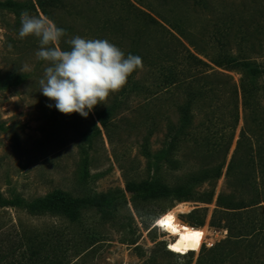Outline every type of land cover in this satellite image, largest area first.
<instances>
[{
	"label": "rangeland",
	"instance_id": "1",
	"mask_svg": "<svg viewBox=\"0 0 264 264\" xmlns=\"http://www.w3.org/2000/svg\"><path fill=\"white\" fill-rule=\"evenodd\" d=\"M10 1L20 6L36 2ZM215 1L217 11L210 20L216 21L217 26L183 5L163 9L157 0H143L153 9L137 6L147 13L152 10L164 13L173 22L184 18L186 31L193 34V41L205 47L211 57L227 52L264 65V0ZM22 11L0 9V264H200L205 253L214 251L228 237L226 229L212 227L210 221L218 196L227 192V166L237 141L243 132H253L243 118L241 105L239 124L220 177L212 186L205 183L195 189L201 196L210 193L209 201L137 197L127 191V186L152 178L155 167L145 153L161 150L169 128H178L180 109L185 103L183 88L163 90L158 85L157 71L148 67L138 69L134 79L145 89L124 97L115 94L124 103L111 128L107 131L98 124V132L92 134L96 111L103 110L108 102L95 106L87 118L78 113L65 115L55 108V102L39 91V79L47 66L35 55L39 41L32 36L19 37ZM30 14L44 15L39 9ZM230 18L234 22L232 41L222 51L218 39L225 31L224 22ZM76 25L81 28L80 23ZM205 26L213 40L202 34ZM164 27L180 38L176 31ZM158 32L163 31L158 28ZM204 39L210 42L209 46ZM248 40L253 42V48ZM171 41L172 47L186 54L176 40ZM199 57L210 66L206 73L219 72L230 77L240 93V71L221 69ZM173 66L174 72H183L180 63ZM15 75L27 76L20 85L9 86ZM258 81L264 87V74ZM229 111L230 105L226 104L221 112L229 118ZM200 118L197 114V120ZM87 134L92 138L90 142L86 141ZM177 156L176 167L158 165L165 184L174 185L194 168ZM84 169L87 178L81 180ZM60 192L72 200H94L108 194L111 198L101 208L79 209L75 217L31 209L33 204ZM169 214L202 233L196 239L195 252L189 241L181 240V233L165 231L158 223ZM151 218H157L156 223H150ZM257 219L261 224V215ZM205 236L208 243L214 242V247L201 248ZM263 239L264 222L256 238L249 239L248 248L253 244L260 246ZM178 241V247L188 250H171L169 245ZM220 264L244 263L227 259ZM248 264H264V249L255 258L248 257Z\"/></svg>",
	"mask_w": 264,
	"mask_h": 264
},
{
	"label": "trees",
	"instance_id": "2",
	"mask_svg": "<svg viewBox=\"0 0 264 264\" xmlns=\"http://www.w3.org/2000/svg\"><path fill=\"white\" fill-rule=\"evenodd\" d=\"M142 1L36 0L20 6L8 0L0 3V9L27 10L29 13L39 9L58 27L66 30V36L60 43L62 49L68 50L70 46L66 41L76 35L83 38L107 39L117 45L125 55L130 53L141 57L143 67L157 71L158 85L163 90L171 87L183 88L185 103L180 109L181 119L178 128L176 130L169 128L167 140L161 150L154 154L148 151L145 153L155 167L152 178L141 184L127 186V191L137 197L209 201L210 193L201 196L195 192V189L205 183L212 186L220 177L231 139L239 124L241 105L243 118L249 123L253 132L249 134L243 132L237 141L227 166V192H222L218 196L217 208L210 221L212 227L226 229L228 237L214 251L205 253L200 264H220L227 259L248 264V257L253 259L260 249H264V239L260 246L253 244L248 248L251 242L249 239L256 238L264 222V213L260 211L264 210L262 206L264 204V103L262 102L264 87L258 81V77L264 74V65L249 59H240L227 52L211 57L205 47L193 41V34L186 31L184 18L173 22L166 14L156 10L150 11L152 14L147 13L137 5L153 8ZM157 1L158 6L163 9L172 5L176 7L183 5L195 14L207 18L211 25H216V21L210 20L215 17L217 11L215 0ZM76 23H80L81 28H78ZM164 25L176 31L180 38L166 30ZM224 27L225 31L223 30L218 39L222 51H225L224 48L232 41L233 19L224 22ZM158 28L163 32H158ZM202 34L213 40L207 26L202 28ZM171 40H176L185 49L186 54L172 47ZM182 40L193 49V52L183 44ZM209 43L206 39L205 45L209 46ZM248 43L253 48V42L248 40ZM199 56L221 69L240 71L242 73L240 93L232 84L230 77L219 72L206 73V69L210 66ZM175 63L183 66L181 74L173 71ZM137 70L128 78L126 86L118 92L122 97L145 89L134 79ZM26 76H13L9 86L20 85ZM118 93L111 94L113 99L108 98L106 107L96 111L97 122L92 127V134L98 132V124L107 131L111 128L114 117L124 103L119 95L115 96ZM226 104L230 105L229 118L221 112ZM197 114L201 115L199 120ZM85 138L88 142L92 139L88 134ZM177 155L193 164L194 168L174 185L165 184L158 172V165L166 163L170 167L178 166ZM81 175V180H86V169ZM110 198L111 194L97 196L94 200H72L68 194L60 192L40 200L38 204H33L31 209L48 210L75 217L79 209L88 206L101 208L103 202ZM258 213L261 215V224H258L257 218L260 216ZM190 245L195 252L196 242Z\"/></svg>",
	"mask_w": 264,
	"mask_h": 264
},
{
	"label": "clouds",
	"instance_id": "3",
	"mask_svg": "<svg viewBox=\"0 0 264 264\" xmlns=\"http://www.w3.org/2000/svg\"><path fill=\"white\" fill-rule=\"evenodd\" d=\"M29 36L39 41L37 59L47 63L39 79V91L65 115L78 113L87 118L95 106L120 92L128 78L143 67L141 57L125 55L107 39L76 35L66 41L70 47L64 50L60 43L66 30L45 15L24 10L20 14L19 37ZM156 219L151 218L150 223H156Z\"/></svg>",
	"mask_w": 264,
	"mask_h": 264
},
{
	"label": "bare ground",
	"instance_id": "4",
	"mask_svg": "<svg viewBox=\"0 0 264 264\" xmlns=\"http://www.w3.org/2000/svg\"><path fill=\"white\" fill-rule=\"evenodd\" d=\"M171 227H175L177 229V233H181V237H187V239H184L185 241H189L191 244L196 242V239H198L195 236H192L191 233L192 232H199L201 233L198 229H194L191 226L187 225L186 223L179 221V220H172L170 222ZM171 227H164L165 231H171ZM185 229H187L188 231H185ZM179 235V236H180ZM200 238V237H199Z\"/></svg>",
	"mask_w": 264,
	"mask_h": 264
},
{
	"label": "snow or ice",
	"instance_id": "5",
	"mask_svg": "<svg viewBox=\"0 0 264 264\" xmlns=\"http://www.w3.org/2000/svg\"><path fill=\"white\" fill-rule=\"evenodd\" d=\"M174 220V217L169 214L168 216L164 217L163 219H161L160 221H158V223L161 225V226H164V227H171L170 225V222ZM171 231L173 233H175L177 231V229L175 227H171ZM185 231H188L187 229H185ZM192 236H195L197 238L201 237L202 236V233H199V232H192L191 233ZM184 239H187V237H184L182 236L181 237V240H184ZM180 242L178 241L177 244H171L169 245L170 249L173 250V251H176V252H181V251H187V247L185 248H181V247H178L177 245L179 244Z\"/></svg>",
	"mask_w": 264,
	"mask_h": 264
},
{
	"label": "built area",
	"instance_id": "6",
	"mask_svg": "<svg viewBox=\"0 0 264 264\" xmlns=\"http://www.w3.org/2000/svg\"><path fill=\"white\" fill-rule=\"evenodd\" d=\"M207 239H206V236H205V239H204V241H203V243H202V246H201V248L203 247V246H207V247H214V242H209L208 243V240L206 241Z\"/></svg>",
	"mask_w": 264,
	"mask_h": 264
}]
</instances>
